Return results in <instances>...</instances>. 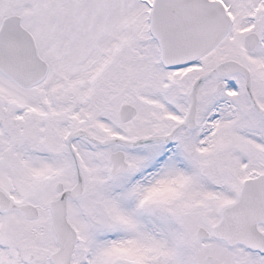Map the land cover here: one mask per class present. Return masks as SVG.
<instances>
[{
	"label": "snow or ice",
	"instance_id": "6c2138e0",
	"mask_svg": "<svg viewBox=\"0 0 264 264\" xmlns=\"http://www.w3.org/2000/svg\"><path fill=\"white\" fill-rule=\"evenodd\" d=\"M0 264H264V0H0Z\"/></svg>",
	"mask_w": 264,
	"mask_h": 264
}]
</instances>
